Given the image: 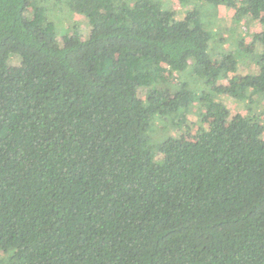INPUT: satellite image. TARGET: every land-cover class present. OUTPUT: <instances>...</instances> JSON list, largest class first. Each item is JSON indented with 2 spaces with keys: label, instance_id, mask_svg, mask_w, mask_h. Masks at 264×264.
I'll use <instances>...</instances> for the list:
<instances>
[{
  "label": "trees",
  "instance_id": "1",
  "mask_svg": "<svg viewBox=\"0 0 264 264\" xmlns=\"http://www.w3.org/2000/svg\"><path fill=\"white\" fill-rule=\"evenodd\" d=\"M177 2L0 0V264H264V0Z\"/></svg>",
  "mask_w": 264,
  "mask_h": 264
},
{
  "label": "rangeland",
  "instance_id": "2",
  "mask_svg": "<svg viewBox=\"0 0 264 264\" xmlns=\"http://www.w3.org/2000/svg\"><path fill=\"white\" fill-rule=\"evenodd\" d=\"M163 1L166 2V4L171 8V10L177 11V12L181 11L177 0H163ZM52 13H53V11L51 9H48V11L46 12V15L52 16ZM234 13L235 12L230 8L221 7V6L218 7L217 16L215 18L216 24H218V26L222 27L223 28L222 30H224V31H227L229 29H235L238 27V31L241 33L242 37L244 38L243 46H242L243 49L249 48L251 43H252L253 35L262 29L263 22H260V21L251 22L248 19V17L243 16L237 25L233 21ZM263 18H264V15H263ZM56 20L59 21L60 26L63 27L64 29H69L72 27V25H74V23H77L78 30L82 34L83 38L87 37L88 26H87V19L86 18L79 16V15L68 16L65 13H58L56 15ZM223 36L227 37V33L225 32L223 34ZM226 48L228 49V47H226ZM160 78L162 80H164L166 84L169 82L170 86L174 84V76H173V78L168 76V73H167L164 65H161V67H160ZM165 90L169 92L168 88H166V87H165ZM221 99L224 102V104L226 105V107L230 110L232 115H235L237 113L244 114L246 112V110H249V109L250 110L257 109L258 112L260 111L257 104H255V107H253V105H248L247 102H237V101L230 99L227 96H221ZM263 106H264V101H263ZM202 113L203 112L198 109L196 112H194V110H193L188 115L189 121L192 122L193 124H195V126L192 130V134L197 133L201 128L207 127V123H202V122L198 123V121L200 122V120L197 119V117L198 116L200 117L202 115ZM158 128H161V127L158 126ZM171 134L174 135V132L171 131ZM155 135H157V133H155ZM188 137H189L188 139L191 138L190 136H188ZM262 138L264 139V133L262 135Z\"/></svg>",
  "mask_w": 264,
  "mask_h": 264
}]
</instances>
